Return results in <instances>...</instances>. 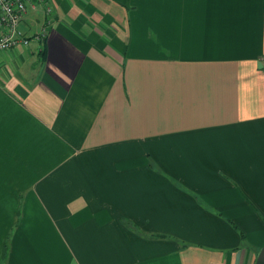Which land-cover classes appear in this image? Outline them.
I'll return each mask as SVG.
<instances>
[{"label":"crops","instance_id":"0c3cea01","mask_svg":"<svg viewBox=\"0 0 264 264\" xmlns=\"http://www.w3.org/2000/svg\"><path fill=\"white\" fill-rule=\"evenodd\" d=\"M49 1L0 52V264H255L264 0Z\"/></svg>","mask_w":264,"mask_h":264},{"label":"built area","instance_id":"2783aa9c","mask_svg":"<svg viewBox=\"0 0 264 264\" xmlns=\"http://www.w3.org/2000/svg\"><path fill=\"white\" fill-rule=\"evenodd\" d=\"M42 10L51 23L54 6L49 0H0V52L28 47L30 38L19 31L29 9ZM46 31L34 36V40L44 42Z\"/></svg>","mask_w":264,"mask_h":264},{"label":"rangeland","instance_id":"374dc122","mask_svg":"<svg viewBox=\"0 0 264 264\" xmlns=\"http://www.w3.org/2000/svg\"><path fill=\"white\" fill-rule=\"evenodd\" d=\"M33 18H26L24 21L21 23L19 26V31L24 34V35H29L31 38L37 34L40 33V26L37 27L35 26L34 21H32ZM34 45V44H33ZM21 215V211H20ZM21 222V221H20ZM18 226V225H17ZM17 226H15L12 230V232H15L17 230ZM170 241H174V238L172 237H167Z\"/></svg>","mask_w":264,"mask_h":264},{"label":"trees","instance_id":"16d2710c","mask_svg":"<svg viewBox=\"0 0 264 264\" xmlns=\"http://www.w3.org/2000/svg\"><path fill=\"white\" fill-rule=\"evenodd\" d=\"M34 37L30 38V40H32ZM42 55H44V52H42ZM9 241L10 239L5 243V247H4V261L7 262L8 261V254H9Z\"/></svg>","mask_w":264,"mask_h":264},{"label":"water","instance_id":"95a60500","mask_svg":"<svg viewBox=\"0 0 264 264\" xmlns=\"http://www.w3.org/2000/svg\"><path fill=\"white\" fill-rule=\"evenodd\" d=\"M255 264H264V246L258 254Z\"/></svg>","mask_w":264,"mask_h":264}]
</instances>
